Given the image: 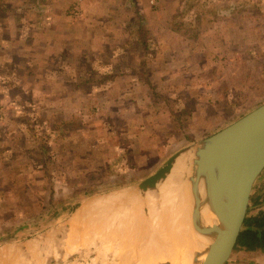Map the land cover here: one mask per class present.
<instances>
[{"label":"rangeland","instance_id":"1","mask_svg":"<svg viewBox=\"0 0 264 264\" xmlns=\"http://www.w3.org/2000/svg\"><path fill=\"white\" fill-rule=\"evenodd\" d=\"M48 2L1 0L0 6L22 10L23 19L29 10L28 20L39 24L42 11L50 8ZM67 4L68 0H62L59 7L68 19L82 21V16L72 18L65 13ZM105 7L107 4L97 6L92 0L83 3L86 17L97 9L106 17ZM114 8L120 15L114 16L115 23L125 33L118 35V42L108 44L127 39L137 41L138 47L132 44V56L123 54L108 70L106 65L101 68L106 74L96 70L97 64H88L91 49L83 54L58 50L62 54L58 65L50 57L36 58L38 73L46 69L51 77L34 81L37 91L30 96L36 98L34 109L17 116L6 89L18 93L20 85L0 81V105L7 122L2 131L6 136L0 141L8 145V154L0 160V248L61 226L77 205L145 177L174 151L264 101V0H119ZM144 42L148 49L143 55ZM101 52L99 62L106 60L109 50L103 46ZM18 61L25 72V55ZM87 69H94V74L83 77L82 71ZM98 77L102 79L98 81ZM45 84L50 89L38 94ZM61 91L65 95L57 99ZM19 98L28 100L26 92ZM9 131L11 135L14 131L12 137ZM263 186L264 166L251 184L250 195ZM247 206L252 212L251 200ZM137 211L105 212L103 220L90 222L96 228L89 225L76 234L74 243L82 249L67 246L70 241L62 245L66 239L57 235L55 243L28 255L24 264H91L97 252L85 240L88 237L103 243L99 250L106 254L104 260L119 262L133 250L112 251L115 238L120 237L129 214ZM141 223L139 218L135 228L132 225L140 231L137 238ZM244 251L233 248L226 264L238 260L264 264V252ZM9 262L3 263L16 264Z\"/></svg>","mask_w":264,"mask_h":264},{"label":"bare ground","instance_id":"2","mask_svg":"<svg viewBox=\"0 0 264 264\" xmlns=\"http://www.w3.org/2000/svg\"><path fill=\"white\" fill-rule=\"evenodd\" d=\"M192 157L193 149L179 154L172 163L169 173L162 181L156 184L154 189H146L143 192H138L126 186L124 188L122 187L124 190L118 189L107 193L108 195L105 193V196L99 195L93 197L97 198L102 196L95 200L85 201L84 203H87L80 209L78 215L71 219L84 203L79 205L75 209V212L61 226L50 228L44 234H40L18 244L15 242L17 245L13 243L9 245L7 243V246L0 248V264H4L3 262L5 261H8V263H10L9 261H15L16 264H24L25 260L29 258L28 255L31 254L33 256L41 248L49 247L55 243L57 241L56 238H58L57 235H60V238L63 237L66 239L65 242L62 241V245H66L67 241H70L67 246L78 249L80 248L79 244L74 242L77 241L76 236L79 234L78 231L80 232L82 230L80 228H87L86 226L89 225L96 228L94 226L96 224L90 223L95 218L103 220L102 215L105 212L113 213L117 209L125 211L126 208H129V213L132 214L134 209L138 211L135 215L129 214L127 217L126 222H124V227L128 226V231L124 236L123 233L127 229L123 227L119 231L120 237L115 238L116 247L112 251L121 253L123 250L125 252L127 250H133V253L131 256H125L119 262L114 260L113 262L112 260L106 261L103 259V256L106 254L99 250V245L103 243L88 237L91 234L88 233V236L85 234L88 238L85 239L86 237H84L82 240L85 239L88 241V244H91L94 251L97 252V257L91 259V264L95 262L99 264H115L116 262L117 264H164V261H168V264H197L192 261L193 252L203 249L196 256L197 260L202 259L204 249L210 242L212 236L194 230L190 224L189 214L192 198L188 191V176L192 174ZM172 172L174 173L171 174ZM198 193L199 197H203L204 191L201 181L198 183ZM132 206L134 207L132 208ZM139 218L142 223L141 233L137 238L140 231L138 228L136 230L134 229V221ZM115 220L119 221L120 219L115 218ZM198 222L202 225H210L217 222L215 214L208 208L206 202H203L198 207ZM73 229L75 231L74 233ZM91 230L89 229V231ZM86 241L85 244L87 243ZM83 247L84 250L87 249H85L86 245ZM43 264H45V261Z\"/></svg>","mask_w":264,"mask_h":264},{"label":"water","instance_id":"3","mask_svg":"<svg viewBox=\"0 0 264 264\" xmlns=\"http://www.w3.org/2000/svg\"><path fill=\"white\" fill-rule=\"evenodd\" d=\"M193 149L192 174L188 176L192 198L190 224L200 233L211 235L204 256L197 264H226L245 213L251 184L264 165V101L200 140L171 153L145 177L126 184L138 192L154 189L169 173L175 158ZM204 195L199 197L198 183ZM120 188V187H119ZM206 202L217 222H198V207ZM168 264V261H164Z\"/></svg>","mask_w":264,"mask_h":264},{"label":"crops","instance_id":"4","mask_svg":"<svg viewBox=\"0 0 264 264\" xmlns=\"http://www.w3.org/2000/svg\"><path fill=\"white\" fill-rule=\"evenodd\" d=\"M61 1L62 0H49L50 8L44 9V12L42 11V14L44 15H42L43 18L40 20L39 24L33 23L31 18L28 20L29 16L31 15L28 12L29 10H27V13H24L23 19L20 14V11L22 10H7L8 7L7 9H3L0 6V81L12 80L14 81L13 87L15 84H18V86L20 85V92L18 93L8 92L6 89V92L10 97V102L15 105L14 114L16 116L19 112L24 111L28 113L34 109L36 98H30V96L35 94L34 91H37L34 81L38 80L40 77H42L44 80H49L51 77V72L46 69V71L44 70L42 73H38L40 71L36 58L41 59L42 57H50L58 65L62 62V54L59 53L60 50L64 51L67 48L68 52L77 51V53L83 54V50L91 49V51L88 53V64H97L98 66L96 70L99 73L101 72L102 74H106V71H102L103 69H101L104 68L105 65L106 69L108 70L109 66L114 65L118 59L123 58V54H130L132 56V43H129L127 39L122 43L119 42V44H108V42H118V35L120 36L122 33H125V29H123L121 25L115 23L114 19L115 15L120 16L118 13H116L118 11L114 8L118 4L119 0H92L97 6L99 4L103 6L107 4V7H105L106 11L103 13L106 15V17L100 13L99 9L93 10L94 13L90 12L91 15L89 14V17H86V14L88 13L83 9L84 11L81 17L82 21L79 22L71 21L68 19L66 14L62 12L64 9H60L59 7ZM69 1L70 0H68V4ZM86 1L87 0H85V3ZM54 5L56 7H54ZM109 11L111 14L106 13ZM111 15L112 19L109 18ZM90 18H92V21H89ZM25 19L26 22L24 23ZM98 23H102V25H99ZM103 46L104 48H108L109 53L107 54L105 61L99 62L97 58H99L98 55L100 57L103 55L101 52V48ZM13 48L16 50L12 51L11 49ZM3 49L5 50L3 51ZM24 55L25 61H23L22 64L26 67L25 72L23 71V68L20 67V62L18 61L19 58H22ZM15 56L17 58H14ZM81 57L82 56L78 57L77 60L75 59V63L80 61ZM4 66H6L5 73ZM94 71V69L82 71V76H92ZM16 79H18L20 82L15 83ZM1 85L3 86L2 83H0V86ZM45 89H50L49 84H45V88H43L38 94H44L43 91H45ZM73 90L74 92L78 91V89ZM0 92L2 93V89H0ZM24 92H26L28 97V100L25 101H23L24 99L19 98V96ZM3 93V96L7 97L6 93ZM63 95H65V92L61 91L57 95V99H60ZM0 125V137H5L6 133L2 131L4 128H7V122H5L3 110L2 117L0 118ZM12 125L13 124L11 123V126ZM8 134H10L12 137L14 131L12 135L10 131ZM24 138L25 140H29V137L27 136ZM3 142L4 141H0V160L4 158V155L8 154L6 153L8 145L4 144ZM235 263L254 264L253 261L248 262L247 260H238Z\"/></svg>","mask_w":264,"mask_h":264},{"label":"trees","instance_id":"5","mask_svg":"<svg viewBox=\"0 0 264 264\" xmlns=\"http://www.w3.org/2000/svg\"><path fill=\"white\" fill-rule=\"evenodd\" d=\"M129 42L134 44L136 47H138L137 41L135 42L129 41ZM141 45L143 46L140 51L141 54L144 55L145 52L143 51H147L148 45L146 42L141 43ZM96 79L99 81L102 79V77H98ZM76 207H78V205ZM246 210H247V206L245 212ZM233 248H244L246 250L259 249L261 251H264V211L263 210H257L253 214H248V215L245 214L243 216L241 227L238 231Z\"/></svg>","mask_w":264,"mask_h":264},{"label":"flooded vegetation","instance_id":"6","mask_svg":"<svg viewBox=\"0 0 264 264\" xmlns=\"http://www.w3.org/2000/svg\"><path fill=\"white\" fill-rule=\"evenodd\" d=\"M264 166V165H263ZM252 192L253 191H249V194H248V199H247V201H250L251 200V203H252V208H253V211L252 212H250L249 210H248V206H247V204H246V206H247V210H246V212L244 213V215L245 214H253V213H255L257 210H263L264 211V208H263V206H264V203H263V201H264V186H263V188H262V190L261 191H259V192H254L253 193V195L251 196L250 195V193L252 194ZM239 250H245L244 252H246V251H251L253 254H255V255H259L260 254V252H264V251H261V250H259V249H254V250H246V249H244V248H238Z\"/></svg>","mask_w":264,"mask_h":264},{"label":"built area","instance_id":"7","mask_svg":"<svg viewBox=\"0 0 264 264\" xmlns=\"http://www.w3.org/2000/svg\"><path fill=\"white\" fill-rule=\"evenodd\" d=\"M84 0H70L66 8V13L72 18H80L83 14ZM2 117V110L0 105V118Z\"/></svg>","mask_w":264,"mask_h":264}]
</instances>
